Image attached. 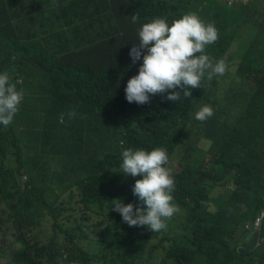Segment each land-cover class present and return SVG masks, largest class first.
Segmentation results:
<instances>
[{
	"label": "trees",
	"instance_id": "16d2710c",
	"mask_svg": "<svg viewBox=\"0 0 264 264\" xmlns=\"http://www.w3.org/2000/svg\"><path fill=\"white\" fill-rule=\"evenodd\" d=\"M251 1L222 18L215 0H0V71L24 93L0 125V238L11 232L0 264H264V243L255 247L264 237V0L245 17ZM188 11L214 22L205 51L226 71L179 101L129 103L141 24ZM204 104L212 115L196 120ZM158 146L167 167L177 159L178 210L152 232L122 222L111 200L140 203L121 150ZM259 217L260 232L244 228Z\"/></svg>",
	"mask_w": 264,
	"mask_h": 264
},
{
	"label": "clouds",
	"instance_id": "9594fccd",
	"mask_svg": "<svg viewBox=\"0 0 264 264\" xmlns=\"http://www.w3.org/2000/svg\"><path fill=\"white\" fill-rule=\"evenodd\" d=\"M215 1L222 18L228 7L243 6L241 0L237 6L231 3L232 0ZM251 2L252 7H255L253 14H256L258 0ZM206 5L204 1L202 6ZM247 5H244L245 9ZM136 19L137 16L133 14L132 20ZM217 36L214 22H205L195 11L185 12L171 21L164 16H156L142 23L137 32L138 43L133 44L128 53L132 63H140L137 73L126 81L125 99L129 103L144 104L152 95L166 94L164 98L179 101L181 93L184 98L190 97L191 90L201 87L203 79L211 80L214 75H223L226 71L225 61L218 59L213 62L205 51L206 46L212 44ZM13 82L14 76L0 71L2 126L13 121L24 96L23 90L18 89ZM212 112V107L204 104L195 111L194 118L203 121ZM120 157L122 174L139 176L131 190L140 203L134 207L132 202L124 203L122 198H114L111 207L120 214L122 222L129 226H145L152 232L164 229L166 220L178 210L172 197L175 188L172 169L166 166L169 160L167 150L162 146L150 149L125 147ZM255 221L247 222L246 227L260 232L262 226L256 225ZM263 243L264 237L259 235L255 247Z\"/></svg>",
	"mask_w": 264,
	"mask_h": 264
},
{
	"label": "rangeland",
	"instance_id": "374dc122",
	"mask_svg": "<svg viewBox=\"0 0 264 264\" xmlns=\"http://www.w3.org/2000/svg\"><path fill=\"white\" fill-rule=\"evenodd\" d=\"M231 3H234L235 6H237L238 3H239V0H232ZM251 4H252V2H251L249 5H247V9H245V10L243 11L245 14H247V17H251V16L253 15V13L255 12V7H252ZM226 27H229V25H227ZM252 28H253V27H252ZM252 28H251L250 31H248V32H246V33L244 32V30L241 31V32L237 35L238 40H239V41H243V40L248 39L249 37L254 36L256 30H255L254 28H253V29H252ZM242 39H243V40H242ZM237 44H238V43H237L235 40L232 42V45H231V50H232V51H235V50L237 49ZM235 62H236V61H235ZM235 62H234V63H235ZM230 120H232V119H226V120H223V123H224V122H228V121H230ZM8 127H9L8 125H7V126H2V128H4V129H7ZM200 145H203V143L201 142ZM192 153H193L192 150L187 149L186 147H182V155L185 156L186 159H187V161H188V162H191V163L194 161V160H193ZM208 161H209V155H207L206 158H205V160H204L205 165L208 163ZM171 166H172V169H173V171H174V174L177 175V173L179 172V168H178V164H177V159L172 160V162H171ZM187 183H188V184H193V183H194V180H193V179H188ZM222 188H224V187H223L222 185H220V186H218L217 189L222 191ZM217 195L219 196L220 194H217ZM246 223H247V222H246ZM246 223H245V225H244V228H245V229H248V230L253 229L252 227L247 228V227H246ZM8 237H9V238L11 237V232H8V233L2 235V237L0 238V258H1V254H2V252H5V253H6V256H5V258H4L5 260L9 259V258H10V254H11V249L8 248V246H7V238H8Z\"/></svg>",
	"mask_w": 264,
	"mask_h": 264
},
{
	"label": "built area",
	"instance_id": "2783aa9c",
	"mask_svg": "<svg viewBox=\"0 0 264 264\" xmlns=\"http://www.w3.org/2000/svg\"><path fill=\"white\" fill-rule=\"evenodd\" d=\"M241 1H242V0H241ZM255 224H256V225H260V217L256 219Z\"/></svg>",
	"mask_w": 264,
	"mask_h": 264
}]
</instances>
